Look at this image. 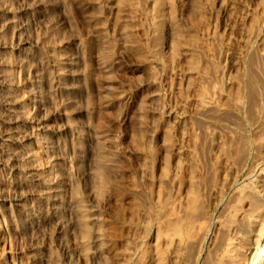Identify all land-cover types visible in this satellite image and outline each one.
Instances as JSON below:
<instances>
[{
  "label": "rangeland",
  "instance_id": "1",
  "mask_svg": "<svg viewBox=\"0 0 264 264\" xmlns=\"http://www.w3.org/2000/svg\"><path fill=\"white\" fill-rule=\"evenodd\" d=\"M0 76L15 264H199L264 170V0H0Z\"/></svg>",
  "mask_w": 264,
  "mask_h": 264
},
{
  "label": "bare ground",
  "instance_id": "2",
  "mask_svg": "<svg viewBox=\"0 0 264 264\" xmlns=\"http://www.w3.org/2000/svg\"><path fill=\"white\" fill-rule=\"evenodd\" d=\"M248 43V42H247ZM242 46V45H241ZM246 50V49H245ZM250 50V49H249ZM233 52V51H232ZM233 54V53H232ZM261 54V53H260ZM247 56V55H246ZM233 61V59H231ZM235 60V59H234ZM248 60V59H247ZM231 62V61H230ZM240 67V66H239ZM235 68V67H234ZM232 70V69H231ZM220 73V72H219ZM219 77V76H218ZM2 77L0 76V79ZM222 78V77H221ZM231 78V77H230ZM234 79V78H233ZM236 79V78H235ZM251 81V80H250ZM2 81L0 80V85ZM243 99V98H242ZM208 100V98H207ZM240 101V100H239ZM15 102V101H14ZM14 102L11 99L7 100L4 103V107L9 116H14L16 110L14 109L13 105ZM214 102V101H213ZM227 102V101H226ZM234 103V102H233ZM251 103V102H250ZM206 104V103H204ZM209 104V103H207ZM206 104V105H207ZM226 104V103H224ZM210 105V104H209ZM223 105V104H222ZM250 105V104H249ZM226 106V105H225ZM249 107V106H248ZM233 108V107H232ZM234 109V108H233ZM235 110V109H234ZM223 111V110H222ZM240 111V109H239ZM242 112V110H241ZM231 113V111H230ZM7 114V115H8ZM233 114V113H232ZM214 115V113H213ZM227 115V114H226ZM230 115V114H229ZM219 116V115H218ZM231 116V115H230ZM235 117V116H233ZM232 117V118H233ZM237 117V116H236ZM244 117V115H243ZM255 118V117H254ZM231 119V118H230ZM234 119V118H233ZM221 120V119H220ZM232 120V119H231ZM237 120V119H236ZM240 120V118H239ZM250 120V119H249ZM5 121V120H4ZM239 122V121H238ZM249 122V121H248ZM227 123V121L225 122ZM229 123V122H228ZM239 124V123H238ZM253 124V123H252ZM2 125V124H1ZM227 125V124H226ZM235 126L234 124H232ZM5 126V124L3 125ZM7 126V125H6ZM6 126L2 128L3 131H0V141L2 142V146L0 149V155L7 157L9 155V149L15 144V139L6 132ZM14 126V125H13ZM263 126V125H262ZM223 127V125H222ZM244 127V126H243ZM261 127V126H260ZM213 128V127H212ZM240 128V127H239ZM238 128V130H239ZM258 128V127H257ZM226 129V127H225ZM219 130V129H218ZM255 130V129H254ZM264 130V128H263ZM230 131V130H229ZM243 131V130H242ZM214 133V132H213ZM217 134V133H216ZM243 134V133H242ZM235 135V133H234ZM238 135V134H237ZM260 135V134H259ZM217 136V135H216ZM220 137V136H219ZM261 137V136H260ZM219 140V139H217ZM216 140V141H217ZM250 140V139H249ZM228 141V140H227ZM234 141V140H233ZM246 141V140H245ZM241 142V141H240ZM232 143V142H230ZM235 143V142H233ZM216 144V142H215ZM220 144V143H219ZM217 143V145H219ZM238 144V142H237ZM236 144V145H237ZM240 144V143H239ZM243 144V143H242ZM258 144V143H257ZM260 144V143H259ZM256 145V144H255ZM250 146V145H249ZM225 147V146H224ZM248 147V146H247ZM254 147V146H253ZM13 148V147H12ZM217 148V147H216ZM219 148V147H218ZM221 149V148H220ZM242 149V148H241ZM251 148H248L250 150ZM258 149V148H257ZM237 150V148H236ZM244 150V149H243ZM245 151V150H244ZM253 151V150H252ZM209 152V151H208ZM211 152V151H210ZM209 152V153H210ZM256 152V150H255ZM263 152V151H262ZM216 153V152H215ZM218 153V152H217ZM239 153V151H238ZM242 153V152H241ZM245 153V152H244ZM243 153V154H244ZM233 154V153H232ZM250 154V153H248ZM261 154V153H260ZM216 155V154H215ZM219 155V154H218ZM240 155V154H239ZM230 156V155H229ZM247 156V155H245ZM253 156V155H252ZM11 157V158H10ZM9 159L7 158V169L10 173H14V167L12 166V162L16 161V155L10 156ZM235 157V156H234ZM215 159V158H214ZM228 159V158H227ZM250 159V158H249ZM256 159V158H255ZM226 160V159H225ZM246 161V159H244ZM257 160V159H256ZM243 161V160H241ZM259 163V162H258ZM250 164V163H249ZM248 164V166H249ZM244 165V164H243ZM3 166V165H2ZM247 166V165H246ZM258 166V165H257ZM4 167V166H3ZM260 167V164H259ZM14 168V169H13ZM219 168V167H218ZM223 168V167H222ZM241 168V167H240ZM256 168V167H255ZM258 168V167H257ZM256 168V169H257ZM264 168V167H262ZM184 169V168H183ZM215 169V168H214ZM221 169V168H220ZM239 169V168H238ZM246 169V168H245ZM252 169H254L252 167ZM216 170V169H215ZM188 171V170H187ZM217 171V170H216ZM253 171V170H252ZM211 172V171H210ZM248 172H251L248 170ZM246 172V173H248ZM245 173V174H246ZM27 174V173H26ZM184 175V174H183ZM251 176V175H250ZM184 177V176H183ZM10 178V177H9ZM186 179H188L186 177ZM185 179V180H186ZM221 179V178H220ZM247 179V177L245 178ZM223 180V179H222ZM163 181V180H162ZM233 181V180H232ZM231 181V182H232ZM248 181V180H247ZM2 182V181H1ZM5 182V181H4ZM187 182V180H186ZM189 182V180H188ZM189 184V183H188ZM234 185V184H233ZM244 185V184H243ZM188 186V185H187ZM235 186V185H234ZM231 186L230 190H233L235 187ZM238 186V185H237ZM3 186L0 183V264H15L13 262L12 257L10 258L9 251L7 250L8 246V239L9 234L14 231L13 229V222L16 213L19 212L21 208V198L15 195V190L19 188L17 182L9 183L10 191L12 190V195L10 196H3ZM194 187V186H193ZM6 188V186H5ZM243 191L240 194L241 199L247 201L248 205L245 209L239 210L238 208L232 206L229 212H225L226 214L223 215V218L218 221H214V227L206 234V237L202 240H199L194 246L196 258L195 261L199 264H264V170L261 171L259 175L255 178L254 182L249 183L248 186L243 187ZM30 189V188H29ZM218 190V189H217ZM236 190V189H234ZM241 190V189H240ZM184 191V190H183ZM238 191V190H236ZM7 192V191H6ZM182 192V191H181ZM240 192V191H239ZM9 193V192H8ZM231 193V191H230ZM236 193V192H235ZM162 194V193H161ZM214 194V193H213ZM238 194V193H236ZM235 195V194H234ZM155 196V195H154ZM236 197V196H235ZM232 198V197H231ZM239 198V197H238ZM151 199V198H150ZM227 200V199H226ZM233 201V199H231ZM230 200V202H231ZM239 200V199H237ZM150 201V200H149ZM183 201V200H182ZM242 202V203H245ZM152 203V202H151ZM213 203V202H212ZM232 203V202H231ZM217 204V203H216ZM227 204V203H226ZM229 204V202H228ZM227 204V205H228ZM236 204V203H235ZM214 205V204H213ZM230 205V204H229ZM239 205V204H238ZM186 206V205H185ZM224 206V205H223ZM226 208V206H224ZM227 206L226 209H228ZM179 208V207H178ZM241 209V208H240ZM149 212V211H148ZM179 212V210H178ZM222 212V210H221ZM178 214V213H177ZM213 214V213H212ZM18 215V214H17ZM180 215V214H178ZM220 215V214H219ZM152 216V215H150ZM203 217V216H202ZM151 218V217H150ZM179 218V217H178ZM183 218V217H182ZM193 221V219H191ZM190 220V221H191ZM210 220V219H209ZM180 221V220H179ZM189 221V222H190ZM16 223V222H15ZM173 223V222H172ZM177 223V222H176ZM194 223V222H193ZM179 224V222H178ZM15 225V224H14ZM32 225V224H31ZM45 225V224H44ZM150 225V224H149ZM191 225V224H190ZM16 226V225H15ZM162 226V225H161ZM177 226V225H176ZM149 227V226H148ZM152 227V226H151ZM160 227V226H159ZM167 227V226H166ZM211 227V226H210ZM156 228V227H155ZM33 229V228H32ZM31 229V230H32ZM161 229V228H160ZM173 229V228H172ZM149 233L148 237V253L150 254L151 261H155L161 259L160 251L155 248V241H154V228ZM157 230V229H156ZM148 231V229H147ZM165 232V230H164ZM174 232V231H173ZM15 233V232H14ZM162 233V232H161ZM170 233V232H169ZM148 234V233H147ZM146 234V235H147ZM160 234V233H158ZM172 234V233H171ZM175 234V233H174ZM202 235H200L201 237ZM159 237V236H158ZM176 237V236H175ZM203 237V236H202ZM165 238V236H164ZM197 238V237H196ZM168 239V238H167ZM170 239V237H169ZM174 239V237H173ZM172 239V240H173ZM144 240V238H143ZM198 240V239H197ZM165 241V240H164ZM167 241V240H166ZM172 243H175L172 241ZM188 244V242H186ZM190 243V242H189ZM191 244V243H190ZM189 245V244H188ZM205 247L209 251V257L207 261L201 262L200 255L203 253L202 247ZM185 247V246H184ZM179 248V247H178ZM177 248V249H178ZM186 248V247H185ZM191 248V247H190ZM188 249V248H186ZM185 249V250H186ZM206 249V250H207ZM182 250V249H181ZM190 250V249H188ZM205 250V251H206ZM179 251V250H178ZM176 252V251H175ZM180 252V251H179ZM178 252V253H179ZM185 252V251H183ZM202 252V253H201ZM181 253V252H180ZM205 253V252H204ZM148 254V255H149ZM175 254V253H174ZM186 254V253H184ZM183 254V255H184ZM146 255V257L148 256ZM189 255V254H188ZM186 255V256H188ZM192 255V252H191ZM205 255V256H206ZM172 256V255H171ZM179 256V255H177ZM176 256V258H177ZM181 256V254H180ZM184 258H187V257ZM183 257V256H182ZM204 257V255H203ZM202 257V258H203ZM9 258L11 260H9ZM149 258V257H148ZM147 258V259H148ZM200 258V259H199ZM157 259V260H158ZM171 259V258H170ZM174 259V258H173ZM178 259V258H177ZM181 259V258H179ZM150 260V259H149ZM194 260V259H193ZM159 261V260H158ZM172 261V260H171ZM189 261V260H186ZM192 261V260H191ZM194 261V262H195ZM196 262V263H197ZM155 263V262H154ZM174 263V262H173ZM188 263V262H187ZM167 264V263H166ZM183 264V263H182Z\"/></svg>",
  "mask_w": 264,
  "mask_h": 264
}]
</instances>
